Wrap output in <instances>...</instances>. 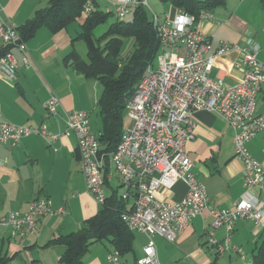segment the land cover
Segmentation results:
<instances>
[{"label":"crops","instance_id":"0c3cea01","mask_svg":"<svg viewBox=\"0 0 264 264\" xmlns=\"http://www.w3.org/2000/svg\"><path fill=\"white\" fill-rule=\"evenodd\" d=\"M106 1L104 10L113 12L112 0ZM47 4L48 0H0V21L11 22L17 28ZM177 10L171 4L164 8V14L173 19ZM210 11L213 19L195 21L196 28L210 41L209 54L221 40L241 44L251 37L259 46L257 58L264 63V0H225L223 6ZM84 21L82 15L56 32L46 26L39 27L25 39L30 58L27 67L21 61V53L16 48L11 49L17 61L16 76L10 81L0 72V121L32 126L44 122L49 130L57 132L65 128L64 120L71 110L86 111L90 120V112L98 105L101 92L96 79L86 78L73 69L68 56L74 51L86 58V48L84 50L80 42L83 40L77 37ZM4 46L0 40V48ZM212 61L214 66L208 75L220 79L224 86H231L242 77L241 57L237 51L213 56ZM50 94L59 99L58 114L54 117L47 116L42 106ZM255 101V113H261L264 83ZM192 117L194 138L186 143V153L192 163L190 170L204 184L210 206L231 208L245 190L242 162L235 156L234 130L210 111L199 110ZM246 148L264 166V130L257 132L246 143ZM114 178L122 187L119 174L108 165L103 185L106 196L117 195L118 186L112 185ZM84 187L74 135L50 139L32 134L15 145L1 143L0 217L9 211L27 210L29 202L35 198L48 199L55 212L38 217L36 231L26 236H12L10 226L0 225V258L4 260L0 264H56L64 245L48 242L80 229L100 208ZM186 189L182 181H177L171 188H159L156 195L175 202L185 195ZM122 192L123 187L117 196ZM252 192L264 199L258 188ZM132 205L130 197L126 209L130 210ZM61 207L64 213H58ZM210 221L207 212L195 216L174 242L154 235L160 264H253L254 250L264 239V217L261 224L237 219L231 232L232 247L223 253H217L208 242L206 232ZM131 231L132 249L127 251L131 252V257L125 256L127 252L120 253L121 264H136L146 243V236L141 233L139 248L135 244L139 232ZM213 232L218 241L224 239L223 226L214 228ZM112 249L106 239L94 242L85 253L83 264H111L107 255Z\"/></svg>","mask_w":264,"mask_h":264},{"label":"built area","instance_id":"2783aa9c","mask_svg":"<svg viewBox=\"0 0 264 264\" xmlns=\"http://www.w3.org/2000/svg\"><path fill=\"white\" fill-rule=\"evenodd\" d=\"M92 0H86L82 15L92 10ZM113 13L124 19L137 5L147 6V0H113ZM197 19H213L210 10L202 9L197 15L178 9L173 19L167 14L159 18L152 14L159 47L155 64L147 65L145 74L125 105L128 123L116 149L109 154L113 167L123 187L121 198L133 199L130 210L121 213L125 225L146 236L142 253L136 264H160L154 235L174 242L176 236L195 216L207 212L211 217L206 236L217 253L232 247L231 232L237 219H248L261 224L264 217V199L253 193L258 188L264 194V166L246 148V143L257 132L264 130V110L255 113L257 94L264 83V63L257 58L259 46L250 38L241 44L221 40L209 54L211 44L195 26ZM0 40L9 49L0 57V72L14 81L17 66L11 49L21 53V61L30 64L25 41L11 22L0 21ZM237 51L241 57L242 77L231 86L220 79L209 77L214 66L213 56ZM59 99L55 94L42 103L45 114H58ZM206 110L220 116L234 130L235 156L242 162L244 193L232 203L231 208H215L208 204L202 184L192 172V163L186 153V143L194 138L196 111ZM65 128L52 132L46 123L38 126L19 125L0 121V144H17L23 137L37 135L57 139L72 134L77 140L80 171L86 191L101 205L106 197L104 177L107 154L89 125L88 113L71 110L66 114ZM177 181L186 185L185 195L170 202L157 197L159 188H171ZM58 213H64L59 208ZM50 201L35 198L23 212L9 211L0 217V225L10 226L12 236H26L36 231V219L52 214ZM225 228L220 242L213 229ZM111 264H121L120 253L112 249L108 255Z\"/></svg>","mask_w":264,"mask_h":264},{"label":"trees","instance_id":"16d2710c","mask_svg":"<svg viewBox=\"0 0 264 264\" xmlns=\"http://www.w3.org/2000/svg\"><path fill=\"white\" fill-rule=\"evenodd\" d=\"M86 0H48L47 6L37 9L33 16L19 27L21 39L32 36L35 31L46 26L52 32L65 27L82 16ZM170 1L177 9L197 15L200 10H210L224 4L225 0H161ZM92 10L78 33L86 45V58L72 51L68 55L73 69L80 71L86 78H94L101 85L98 98L101 130L97 137L101 150L107 154L106 166L109 165V154L120 141L125 119V105L133 95L138 83L145 74L147 65L153 64L159 43L152 21V14L143 5L133 7L130 19L115 18L107 29L94 37L93 30L104 23L113 14L101 9L92 0ZM133 40V50L125 58L121 57L123 38ZM9 46L0 48V57ZM127 199L112 193L99 205L97 213L89 218L78 230L58 235L48 243H61L64 251L56 264H83V257L91 244L102 239L108 240L114 249L124 253L132 249V231L121 219V213L127 211ZM0 261H4L0 258ZM253 264H264V239L255 248Z\"/></svg>","mask_w":264,"mask_h":264},{"label":"rangeland","instance_id":"374dc122","mask_svg":"<svg viewBox=\"0 0 264 264\" xmlns=\"http://www.w3.org/2000/svg\"><path fill=\"white\" fill-rule=\"evenodd\" d=\"M99 5H100V8L102 9H105L106 7V3L107 1L106 0H97ZM111 1V0H109ZM113 1V0H112ZM171 3L170 1H161V0H147V6H145V8L147 9V12L151 13V14H156L159 18L163 17L164 16V8L165 7H170ZM131 15H127L125 17V19H129ZM116 18V16L114 14H112L106 22L104 23H101V24H98L96 27H94V30H93V35L94 37H98L99 35H101L104 30H106L108 27V25ZM81 44L83 45V49L85 50V43L83 41H80ZM133 40H131L130 37H124L123 38V45H122V50H121V57L122 58H125L130 52H132L133 50ZM154 64H155V60H154ZM97 86L100 90V92L102 91V87L101 85L97 82ZM99 108H98V105L90 112V125H91V131L94 133V134H97L99 133V131L101 130V118H100V115H99V112H98ZM89 115V114H88ZM89 119V118H88ZM124 120V124L126 125V123H128V119L126 117V113H125V119ZM112 185L114 187L118 186L117 187V195H120L121 191H122V187L119 186V183L117 181L116 178L113 179V183ZM108 191V190H107ZM106 191V192H107ZM144 235V234H143ZM141 233H136V239H135V244H137L140 248V245L142 243V238H141ZM125 256H129L131 257V252H127L125 253Z\"/></svg>","mask_w":264,"mask_h":264}]
</instances>
